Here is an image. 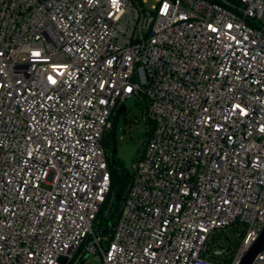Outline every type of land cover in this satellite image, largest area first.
Instances as JSON below:
<instances>
[{
  "label": "built area",
  "instance_id": "1",
  "mask_svg": "<svg viewBox=\"0 0 264 264\" xmlns=\"http://www.w3.org/2000/svg\"><path fill=\"white\" fill-rule=\"evenodd\" d=\"M145 3L0 0V264H236L261 232L264 0ZM130 98L154 126L102 234L103 138Z\"/></svg>",
  "mask_w": 264,
  "mask_h": 264
},
{
  "label": "trees",
  "instance_id": "2",
  "mask_svg": "<svg viewBox=\"0 0 264 264\" xmlns=\"http://www.w3.org/2000/svg\"><path fill=\"white\" fill-rule=\"evenodd\" d=\"M236 1V0H232ZM139 108L143 112L146 110V105L137 102ZM125 111V107L120 108L117 113L112 117V127L105 133L103 138V143L106 148L109 168L111 172V187L110 193L107 197L106 202L102 205L101 210L98 213L96 226L100 230L104 229L108 225L113 227L119 216L122 203L124 201L128 185L131 181V171L123 166L120 160L116 157L117 146H116V136H115V125L118 120L119 114ZM148 125L147 137L143 144V147L150 136L154 123L150 118L145 119ZM142 147V149H143ZM141 149V151H142ZM140 151V152H141ZM243 233H239L238 228H228L221 231L215 232L208 245V255L212 260H222L230 261L232 256L239 246ZM221 249L222 254L216 255L215 250Z\"/></svg>",
  "mask_w": 264,
  "mask_h": 264
},
{
  "label": "rangeland",
  "instance_id": "3",
  "mask_svg": "<svg viewBox=\"0 0 264 264\" xmlns=\"http://www.w3.org/2000/svg\"><path fill=\"white\" fill-rule=\"evenodd\" d=\"M157 0H146L145 6L151 9ZM148 125L143 118L137 101L130 98L125 103V111L119 114L115 125L116 157L131 171L135 158L140 154L147 137ZM96 228V226H95ZM84 264H97L94 257H88Z\"/></svg>",
  "mask_w": 264,
  "mask_h": 264
},
{
  "label": "water",
  "instance_id": "4",
  "mask_svg": "<svg viewBox=\"0 0 264 264\" xmlns=\"http://www.w3.org/2000/svg\"><path fill=\"white\" fill-rule=\"evenodd\" d=\"M111 230V225H108L101 230L102 234H106ZM264 248V226L259 233L257 239L248 247L242 258L236 264H251L256 255L262 251ZM86 256H84L78 264H84L86 261Z\"/></svg>",
  "mask_w": 264,
  "mask_h": 264
},
{
  "label": "snow or ice",
  "instance_id": "5",
  "mask_svg": "<svg viewBox=\"0 0 264 264\" xmlns=\"http://www.w3.org/2000/svg\"><path fill=\"white\" fill-rule=\"evenodd\" d=\"M37 55H39V54L37 53Z\"/></svg>",
  "mask_w": 264,
  "mask_h": 264
}]
</instances>
